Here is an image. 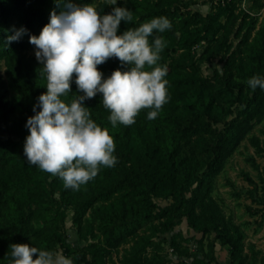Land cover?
Masks as SVG:
<instances>
[{
    "label": "trees",
    "instance_id": "obj_1",
    "mask_svg": "<svg viewBox=\"0 0 264 264\" xmlns=\"http://www.w3.org/2000/svg\"><path fill=\"white\" fill-rule=\"evenodd\" d=\"M252 1V14L241 10L240 0H211L204 14L184 0H117L116 5L102 0L94 5L101 15L113 7L131 10L133 20L121 21L118 35L156 17L170 20V29L149 37L150 44L157 36L166 42L157 66L167 67L169 99L155 119L147 118L152 109H143L134 124L115 127L101 93L85 100L90 119L113 137L117 162L101 166L97 176L77 191L30 165L24 154L30 134L27 119L36 114L33 107L47 91L43 65L29 53L36 49L29 37H38L51 12L59 14L69 0H0V264H10L11 244L53 253L62 245L73 264H157L156 253L147 255L154 237L171 232L185 219L196 233L213 239L205 260L172 264L215 262L217 242L229 247L232 264H264V254L254 244L247 249L241 226L214 194L228 159L264 120V89L252 90L247 84L255 75L264 79V20L260 24L259 19L264 0ZM71 2L83 5L93 0ZM21 28L25 33L6 45L7 37ZM232 36L238 38L235 47L229 43ZM198 45L201 53L194 51ZM222 53V71L214 68L213 78L203 77V62ZM97 67L106 79L130 66L113 57ZM76 95L83 93L74 74L71 92L61 99L70 102ZM217 122H224L223 127H216ZM248 139L264 151L257 136ZM159 200L169 202L162 205ZM69 209L79 235L90 219L101 220L118 253L122 244L130 248L116 260L111 249L105 254L87 244L88 238L80 239L82 246L73 245L62 235ZM180 237L172 236L173 245ZM181 253L190 256L186 247Z\"/></svg>",
    "mask_w": 264,
    "mask_h": 264
},
{
    "label": "clouds",
    "instance_id": "obj_2",
    "mask_svg": "<svg viewBox=\"0 0 264 264\" xmlns=\"http://www.w3.org/2000/svg\"><path fill=\"white\" fill-rule=\"evenodd\" d=\"M109 2L117 4V0ZM132 20L131 10L125 7H113L111 13L101 15L93 4L79 5L69 0L59 14L51 12L50 22L38 37H29L36 48L35 57L43 65L47 91L33 107L36 114L27 119L25 127L30 134L25 139L24 154L30 165L61 178L65 188L78 191L97 176L101 166L112 167L117 162L113 137L107 128L90 119L85 100L101 93L113 127L117 123L134 124L143 109H152L147 118L153 120L168 102V81L164 79L167 67L157 66L166 42L157 36L150 44L149 37L154 31L170 29L171 22L156 17L118 35L121 21ZM25 31L14 30L5 44L17 41ZM113 57L130 67L117 69L105 79L97 66ZM74 74L83 95L68 102L61 97L71 92ZM247 84L252 90L264 89V79L258 75ZM37 107L41 109L38 112ZM9 248L10 264H73L60 253L35 246L11 244Z\"/></svg>",
    "mask_w": 264,
    "mask_h": 264
},
{
    "label": "rangeland",
    "instance_id": "obj_3",
    "mask_svg": "<svg viewBox=\"0 0 264 264\" xmlns=\"http://www.w3.org/2000/svg\"><path fill=\"white\" fill-rule=\"evenodd\" d=\"M100 1L102 0H93L92 4L96 5ZM184 1L191 4L192 10L200 11L203 14L209 11L212 5L211 0ZM252 4V0H240L239 6L243 12L252 14ZM263 17L264 9L259 12L260 24L264 20ZM237 42L238 38L233 36L230 38L229 43L233 47L237 45ZM35 51L36 49H32L29 53L35 56ZM194 51L201 53V45L196 46ZM223 54L207 58L203 62V77L213 78L214 68L222 71L217 65L223 68L224 61L221 59ZM223 125L224 122L215 123V126L219 128H222ZM253 135L259 138L264 148V120L254 125L252 131L241 142L239 149L228 159L223 172L216 179L214 194L221 206H223L225 213L232 215L236 223L241 226L246 236L247 249L250 244H254L255 249L264 254V151H258L250 143L248 138ZM168 202V200H159L162 205ZM87 218H90V216L88 215ZM89 222L90 224H84L82 235H79L75 215L69 209L66 211L62 235L67 236L68 241L77 247L82 246L81 243H84V241L80 242V239L88 238L86 240L87 244L93 245V248H100L105 254L111 249L116 260H119L126 248H130V244H122L118 253L117 248H114L111 241L107 240L108 230L103 226L102 221L90 219ZM175 234H180L181 237L173 245L175 241L172 236ZM209 238L202 237L193 228L188 227L185 219L181 224L175 226L171 232L154 237L155 244L147 250V255L152 257L156 253L157 264H172L185 260L189 263L193 259L200 262L205 260L209 242L213 239L212 237ZM216 245V261L210 264H232L229 256V247L222 246L220 242H217ZM177 246L180 247L179 251H176ZM185 247L190 253L189 257L181 253V250L185 249ZM57 253L69 258L65 253V247L62 245L58 248Z\"/></svg>",
    "mask_w": 264,
    "mask_h": 264
}]
</instances>
